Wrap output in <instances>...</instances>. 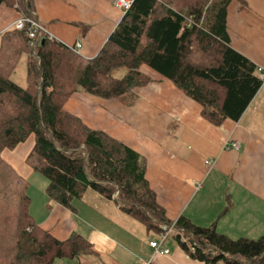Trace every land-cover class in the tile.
<instances>
[{
	"label": "trees",
	"instance_id": "trees-1",
	"mask_svg": "<svg viewBox=\"0 0 264 264\" xmlns=\"http://www.w3.org/2000/svg\"><path fill=\"white\" fill-rule=\"evenodd\" d=\"M231 2L133 0L92 58L45 32L32 44L28 25L0 33V264H54L93 252L92 242L79 231L59 239L32 214L30 181L2 155L31 135L35 142L26 163L47 178L50 200L74 210L75 201L94 190L148 231L160 234L174 222L146 178L140 153L90 127L65 105L82 91L131 106L137 88L152 81L143 71L147 66L200 103L213 124L239 120L263 83L257 64L231 45ZM2 5L36 18L34 0H0ZM22 57L25 85L12 78ZM172 236L207 264H264V234L232 238L214 223L203 226L181 216Z\"/></svg>",
	"mask_w": 264,
	"mask_h": 264
},
{
	"label": "crops",
	"instance_id": "crops-1",
	"mask_svg": "<svg viewBox=\"0 0 264 264\" xmlns=\"http://www.w3.org/2000/svg\"><path fill=\"white\" fill-rule=\"evenodd\" d=\"M34 3L45 31L68 46L80 42L77 50L86 58L99 53L125 13L115 0ZM20 16L15 8L0 6V33ZM227 29L236 50L256 64L264 63V0H232ZM143 71L152 81L137 88L133 105L81 91L68 100L66 110L140 153L146 178L169 219L186 216L199 225L214 223L232 238L263 235L264 84L239 120L215 125L203 115L202 105L173 80L147 66ZM227 140L239 141L240 148H225ZM211 159L215 164L210 166L206 161ZM47 184L42 179L32 193L30 182L36 221L59 239L79 231L93 244L90 254L60 258L54 264H207L192 258L173 233L165 242L170 253L154 254L150 242L159 234L154 236L100 193L89 190L71 210L49 199ZM228 203L230 208L221 214Z\"/></svg>",
	"mask_w": 264,
	"mask_h": 264
},
{
	"label": "built area",
	"instance_id": "built-area-1",
	"mask_svg": "<svg viewBox=\"0 0 264 264\" xmlns=\"http://www.w3.org/2000/svg\"><path fill=\"white\" fill-rule=\"evenodd\" d=\"M133 0H115V5L120 7L121 10L127 11L131 5ZM28 25V34L30 42L33 44L34 41L38 38L41 32H45V34L48 35L50 39H55V37L45 31L44 24L36 17V18H28L24 15H21L14 23V26L18 29H23L25 26ZM82 46L80 42H78L74 47L75 49H78ZM257 73L259 78L262 80V83L264 84V63L257 64ZM225 148H233V149H239L240 148V142L239 141H232L229 140L226 141ZM206 163L208 165H214L215 160H207ZM175 224L176 221L173 222L170 225H166L163 228V231L159 234V237L156 240H152L150 242L151 247L154 249V254H165L168 255L170 253V249L165 246V242L168 240V238L172 235V233L175 230ZM152 260H145V262L141 264H151Z\"/></svg>",
	"mask_w": 264,
	"mask_h": 264
},
{
	"label": "rangeland",
	"instance_id": "rangeland-1",
	"mask_svg": "<svg viewBox=\"0 0 264 264\" xmlns=\"http://www.w3.org/2000/svg\"><path fill=\"white\" fill-rule=\"evenodd\" d=\"M123 71L118 72V75H122ZM12 78L16 80L21 85L26 84V63L25 57H22L20 63L18 64L15 72L12 74ZM35 142V136L31 135L25 142L19 144L15 149L6 148L2 155L3 157L10 162L16 170L32 183L31 189L32 193L34 190H38L41 186L42 179H47L44 175L39 172H35L25 161L24 158L26 154L31 150ZM30 190V188H29ZM154 236L157 235V232H152Z\"/></svg>",
	"mask_w": 264,
	"mask_h": 264
}]
</instances>
